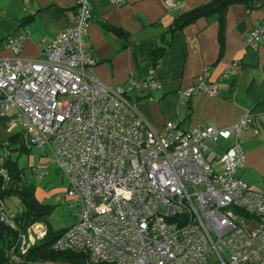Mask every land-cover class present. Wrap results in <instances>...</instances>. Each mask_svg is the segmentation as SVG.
<instances>
[{"label":"built area","instance_id":"1","mask_svg":"<svg viewBox=\"0 0 264 264\" xmlns=\"http://www.w3.org/2000/svg\"><path fill=\"white\" fill-rule=\"evenodd\" d=\"M91 20L90 0H77L73 24L43 57L21 56L20 34L7 43L13 56L0 57L1 115L26 130L29 148L51 155L79 207L52 248L83 251L87 264H205L213 254L222 264H264V188L238 175L246 161L238 136L253 117L226 128L168 121L154 129L128 92L158 82L112 87L94 77L97 62L85 40ZM262 41L264 20L248 35L254 48ZM207 73L184 96L196 90L216 96L218 82ZM231 138L223 154L215 152L219 140ZM10 154L3 141L0 155ZM35 172L46 176L49 167ZM0 177L9 179L7 169L0 167ZM16 214L0 199L1 222L15 227ZM46 234L41 222L20 232L11 259L19 262L16 247L24 254Z\"/></svg>","mask_w":264,"mask_h":264},{"label":"crops","instance_id":"2","mask_svg":"<svg viewBox=\"0 0 264 264\" xmlns=\"http://www.w3.org/2000/svg\"><path fill=\"white\" fill-rule=\"evenodd\" d=\"M169 1L177 6H168ZM212 1L90 0L92 20L85 40L97 62L90 71L112 87L157 81V87L140 86L128 92L156 130L168 121L187 129L205 123L226 128L252 116L238 136L246 154L238 175L251 187L264 188V41L256 48L248 42L250 31L264 20V0L227 8L222 54L218 13L172 28L180 15ZM76 9L77 0H0V57L13 56L7 43L17 34L24 40L21 56L43 57L50 42L73 24ZM167 41L154 66L151 52ZM206 70L208 79L218 82L217 95L196 90L184 96L183 91L197 84ZM234 140L222 139L215 152L223 154Z\"/></svg>","mask_w":264,"mask_h":264},{"label":"trees","instance_id":"3","mask_svg":"<svg viewBox=\"0 0 264 264\" xmlns=\"http://www.w3.org/2000/svg\"><path fill=\"white\" fill-rule=\"evenodd\" d=\"M250 0H213L210 3L197 6L180 15L172 28H182L188 23L193 22L201 16H209L213 13L219 14L220 28V54L224 51L225 43V13L230 5ZM159 46L151 52L154 66L159 62L160 57L164 54L167 46ZM9 117L1 115L0 108V126H7ZM7 141L11 151H18L21 154L24 151H30L28 140L22 133H14L7 137H2L0 130V145ZM0 167L7 169L9 174L8 180L0 177V199L17 198L20 203L16 210V226L11 227L0 221V264H27L29 262L55 263L70 262L72 264H87V255L83 251H56L52 248L54 240L65 229L54 231L48 224L49 216L52 212V206L39 201L36 197V187L29 184L24 179V170L20 168L18 158L14 159L12 154L5 157ZM45 223L47 234L40 242L31 247L26 253L16 252L19 254V262L11 259L10 250L16 245L20 232H27L28 228L35 223Z\"/></svg>","mask_w":264,"mask_h":264},{"label":"rangeland","instance_id":"4","mask_svg":"<svg viewBox=\"0 0 264 264\" xmlns=\"http://www.w3.org/2000/svg\"><path fill=\"white\" fill-rule=\"evenodd\" d=\"M2 137H7L14 133L26 135V130L19 125L0 126ZM222 139L219 140L218 146L221 145ZM218 150L219 148L216 147ZM14 159L18 158L21 169L24 170V179L27 183L36 187V197L39 201L52 206V212L48 219V224L54 231L66 229L73 225L76 216L79 213V207L73 205L67 197L68 180L62 172L57 169L55 163L51 160V155L31 146L30 151H24L18 154V151H11ZM4 157L0 155V163ZM40 166H48L49 173L41 176L35 172ZM7 206L16 210L20 201L17 198L5 200ZM40 264L41 262H29L27 264ZM47 264H72L70 262H55ZM205 264H222L217 255L213 254Z\"/></svg>","mask_w":264,"mask_h":264}]
</instances>
